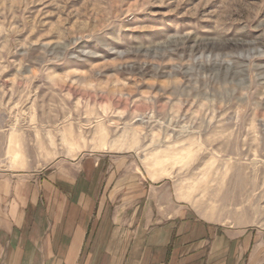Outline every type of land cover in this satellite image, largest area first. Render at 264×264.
<instances>
[{
	"label": "rangeland",
	"instance_id": "rangeland-1",
	"mask_svg": "<svg viewBox=\"0 0 264 264\" xmlns=\"http://www.w3.org/2000/svg\"><path fill=\"white\" fill-rule=\"evenodd\" d=\"M28 173L264 235V0H0V175Z\"/></svg>",
	"mask_w": 264,
	"mask_h": 264
},
{
	"label": "crops",
	"instance_id": "crops-1",
	"mask_svg": "<svg viewBox=\"0 0 264 264\" xmlns=\"http://www.w3.org/2000/svg\"><path fill=\"white\" fill-rule=\"evenodd\" d=\"M81 176L0 175V264H264V235L175 193H96Z\"/></svg>",
	"mask_w": 264,
	"mask_h": 264
}]
</instances>
